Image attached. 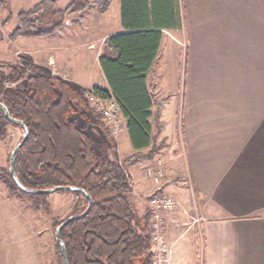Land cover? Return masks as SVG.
I'll return each instance as SVG.
<instances>
[{
  "label": "crops",
  "instance_id": "crops-1",
  "mask_svg": "<svg viewBox=\"0 0 264 264\" xmlns=\"http://www.w3.org/2000/svg\"><path fill=\"white\" fill-rule=\"evenodd\" d=\"M117 3L115 20L103 19L107 12L89 19L80 13L52 34L12 39L18 63L81 91L108 87L99 57L107 37L125 31ZM177 4L181 28H159L156 56L145 75L152 101L161 103L157 139L169 151L136 163L142 169L158 159L154 164L177 179L160 186L177 202L165 213L168 264H264V0ZM149 20L153 27L151 14ZM34 38H48L47 49L25 41ZM90 57L99 64L93 71ZM136 164L132 178L129 173L132 202L144 215L157 186L135 171Z\"/></svg>",
  "mask_w": 264,
  "mask_h": 264
},
{
  "label": "trees",
  "instance_id": "trees-1",
  "mask_svg": "<svg viewBox=\"0 0 264 264\" xmlns=\"http://www.w3.org/2000/svg\"><path fill=\"white\" fill-rule=\"evenodd\" d=\"M5 1L0 0V8ZM88 6V0H72L63 8H58L55 0H40L16 15L10 38L52 34L64 26L67 17ZM96 8L105 13L110 0H97ZM120 18L125 31L108 36L99 57L108 87L94 86L91 91L101 98L113 96L119 103L133 148L129 158L150 159L161 147L157 143L162 128L161 103L152 101L145 75L156 56L159 28H181L179 6L177 0H120ZM5 66L10 67L9 72L4 70ZM26 73L19 64L5 65L0 61V139L7 137L9 125L24 124L28 131L14 155L16 178L26 189L57 185L83 189L84 193L71 191L81 207L69 216L86 209L85 193L92 200L89 211L64 225L55 237L60 264H152L149 209L142 216L137 213L129 195L128 175L113 161L100 156L93 138L72 119L75 113L85 116L84 91L59 77L39 73L27 76L25 88L7 85ZM1 104L21 124L9 121ZM99 126L110 138L101 121ZM7 161L8 170H0V180L10 191H20L34 200L46 195L21 190L9 172V156ZM59 240L64 245V257Z\"/></svg>",
  "mask_w": 264,
  "mask_h": 264
},
{
  "label": "rangeland",
  "instance_id": "rangeland-1",
  "mask_svg": "<svg viewBox=\"0 0 264 264\" xmlns=\"http://www.w3.org/2000/svg\"><path fill=\"white\" fill-rule=\"evenodd\" d=\"M39 1L40 0H6L0 8V61L4 62L5 65L19 64L14 51L18 43L16 44L15 42L14 44L10 38V32L16 25V15L21 11L32 8ZM71 1L72 0H55L58 8L65 7ZM88 2V8L80 12L81 14L84 13L82 15H85V17L89 19L87 16L89 14H103L96 8L97 0H88ZM106 12V16L103 19L115 20L118 13L117 0L113 1L110 10L108 9ZM85 17L83 19L76 17L75 19L77 23L83 24L85 23ZM101 23H103V26L105 25L104 21H101ZM103 26L100 25V27ZM105 27H107V25ZM25 41L29 43L37 42L40 46H44V49H47L46 44L48 38H34L33 40L28 39ZM182 44L183 48H185V41H182ZM7 53H13V58L9 57ZM93 65L99 64L93 62V58L90 57L88 65L89 70H95ZM4 70L9 72L10 67L5 66ZM30 74L33 73L27 72L22 79H18L14 84L7 83V85L25 88L27 85V76ZM86 102L87 109L85 110V116L75 113L72 115V119L78 127L82 128L93 138V146L97 153L113 161L118 168L128 175L131 182L132 171L134 170L133 167L139 159L129 158L133 148L127 137L126 129L124 128L119 135H109L111 139L108 138L99 126L100 121L105 125L104 121L93 111L91 103L87 100ZM169 130H173L171 121L167 124L168 133ZM22 136L23 130L21 127L14 125L8 126L7 137L5 139H0V170H8L7 159L9 153ZM157 143H161V147L154 156L161 158L164 151L167 153L169 150L166 151L164 140L157 139ZM174 153H177V151ZM158 161L157 159V162ZM157 162L150 161L148 164L153 166L154 163ZM136 165L137 167L135 168L137 170L135 171H142V173H145L144 169L146 166L141 169L142 165ZM170 168L172 169L174 166H170ZM168 178H170V180ZM166 179L168 183H175L177 180L174 173L170 172V175L167 176L165 171L161 186ZM131 189L129 195L132 200ZM140 195L143 201V193ZM35 201H38V203ZM77 201V196L74 195L73 192L67 190H57L44 195L39 198V200H34L25 196L20 191H10L0 180V264H60L55 247V230L58 226L57 224L64 221L67 216L69 217V214H71L74 209H79L81 207V205H77ZM43 202L46 204L45 206L42 205ZM138 214H141V216L143 215V213Z\"/></svg>",
  "mask_w": 264,
  "mask_h": 264
},
{
  "label": "built area",
  "instance_id": "built-area-1",
  "mask_svg": "<svg viewBox=\"0 0 264 264\" xmlns=\"http://www.w3.org/2000/svg\"><path fill=\"white\" fill-rule=\"evenodd\" d=\"M84 96L91 103L93 111L100 114L111 136L118 135L125 128V119L117 100L110 96L101 98L91 90L84 91ZM145 173L156 184L147 197L149 207L148 232L151 243L152 264H168L170 243L165 237L167 221L165 213L176 208L177 202L169 193L161 190L164 173L160 164L147 165Z\"/></svg>",
  "mask_w": 264,
  "mask_h": 264
},
{
  "label": "water",
  "instance_id": "water-1",
  "mask_svg": "<svg viewBox=\"0 0 264 264\" xmlns=\"http://www.w3.org/2000/svg\"><path fill=\"white\" fill-rule=\"evenodd\" d=\"M1 107L3 108L4 112H5V116L6 118L9 120V121H12L14 123H18V124H21L18 120H15L13 118L10 117L9 113H8V110L6 109V107L4 105L1 104ZM21 127L24 131L23 133V136H22V139L20 141V143H18L15 147H13V149L11 150L10 152V155H9V172L12 176V179L14 180V182L16 183V185L23 191H27V192H31V193H42V194H48V193H51V192H54V191H57V190H69V191H79L81 193H84V190L79 188V187H73V186H62V185H57L55 187H52V188H48V189H26L24 188L20 182L18 181V179L16 178L15 176V173H14V170H13V165H14V155L17 151V149L19 148V146L25 141V139L27 138L28 136V131L26 129V126L24 124H21ZM87 199H88V205L86 207V209L78 214V215H71L69 217H67L64 221H62L57 227H56V230H55V236L56 238L58 237V234H59V231L60 229L66 225L68 222H70L71 220H73L74 218H79V217H82L84 216L90 209L91 207V204H92V200H91V197L85 193ZM59 245H60V250H61V253L64 257V245H63V242L61 240H59ZM65 262V261H64ZM66 264V263H65Z\"/></svg>",
  "mask_w": 264,
  "mask_h": 264
}]
</instances>
